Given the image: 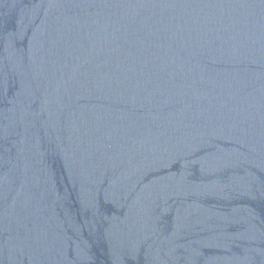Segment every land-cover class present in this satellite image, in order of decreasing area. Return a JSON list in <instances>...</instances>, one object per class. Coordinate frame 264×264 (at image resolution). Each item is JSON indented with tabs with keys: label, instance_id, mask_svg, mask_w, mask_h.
I'll return each mask as SVG.
<instances>
[{
	"label": "water",
	"instance_id": "water-1",
	"mask_svg": "<svg viewBox=\"0 0 264 264\" xmlns=\"http://www.w3.org/2000/svg\"><path fill=\"white\" fill-rule=\"evenodd\" d=\"M0 264H264V0H0Z\"/></svg>",
	"mask_w": 264,
	"mask_h": 264
}]
</instances>
